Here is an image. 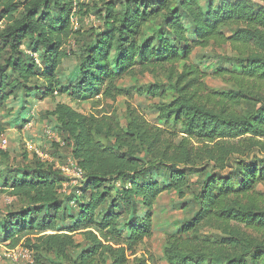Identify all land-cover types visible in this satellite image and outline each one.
Here are the masks:
<instances>
[{
	"label": "trees",
	"instance_id": "1",
	"mask_svg": "<svg viewBox=\"0 0 264 264\" xmlns=\"http://www.w3.org/2000/svg\"><path fill=\"white\" fill-rule=\"evenodd\" d=\"M89 15L97 26L73 30L72 17ZM0 22V102L11 93L7 89L38 77L45 97L66 94L72 102H90L92 109L128 95L117 82L135 76L154 79L147 95L157 99L153 122L130 106L123 121L110 111L84 115L65 104L48 112L63 136L62 150H70L83 172L80 194L89 193L88 200L63 228L55 218L36 224L27 214L8 215V249L26 248L31 264H151L144 243L152 233L155 202L163 193L183 200L196 188L191 220L179 229L165 226L163 262L264 264V5L252 0H0ZM74 35L80 36L82 52L73 84L66 86L57 70ZM26 42L41 64L23 58ZM224 47L230 55L223 54L215 67L203 71L190 61L195 49ZM207 77L222 86L211 88ZM4 132L0 120V135ZM152 171L161 182L149 179ZM191 175L199 179L194 188ZM56 181L22 178L6 188L11 197L58 210L62 179ZM117 183L126 192L107 203ZM69 197L73 204L78 198ZM76 234L85 246L73 257L71 251L79 248Z\"/></svg>",
	"mask_w": 264,
	"mask_h": 264
},
{
	"label": "rangeland",
	"instance_id": "2",
	"mask_svg": "<svg viewBox=\"0 0 264 264\" xmlns=\"http://www.w3.org/2000/svg\"><path fill=\"white\" fill-rule=\"evenodd\" d=\"M92 1L83 0L85 3ZM252 1L264 5V0ZM72 24L73 30L83 32L91 27L94 28L98 25V22L94 16L89 15L83 18L72 17ZM3 26L4 24L0 22V29ZM78 38H80L78 35L72 36L63 47L66 56L57 70V77L62 85L70 86L73 84V76L77 72L82 52V41L79 42ZM28 46L29 43L26 42L20 49L23 53V58H30L34 62L36 60L37 64H41L39 54L31 52ZM223 54L230 55L227 47L219 51L195 49L190 56V61L193 64H198L205 71L204 67L217 66ZM0 64H2L1 61ZM40 70H42V67ZM40 70H37V73H40ZM9 80L12 81L13 78L9 77ZM154 82V79L150 76H135L133 78L122 79L117 82V85L124 88L128 92V95L117 98L115 102L109 101L96 105L94 109H92L90 102H72L66 94H54L52 98L45 97V84L40 77L32 79L26 85L17 87L13 91L10 89L5 91V93H11L5 101L0 102V120L5 127V132L0 135V152L5 154V157L0 156V264H27L22 262L14 263L3 257L5 250L8 249V242L5 240V226H8V215L15 213L27 214V221H33L36 224H42L55 218L58 225H62L61 228H63L71 225V222L75 220L81 210V204L88 200L89 193H84L77 195L78 198L73 199L74 204L69 203L68 198H71L69 196L72 193L75 195V187L69 186L66 188L65 193L60 192L59 198L61 204L57 205L58 210H56L54 206H36L28 203L23 198L11 197L6 188L7 185L13 184L15 180L22 178L32 181L44 178L49 181L55 180V182H57V179L60 181L62 179L61 184L65 183V179L55 171L54 167L48 169L46 166H42L26 148V143L31 141L35 146L50 154L61 164L65 163L66 159L70 157L69 149H58L41 136L44 126H47V128L56 134L59 133L55 119L48 112L57 104H65L84 115H88L91 112L96 114L102 111H110L119 120L123 121L125 108L126 106H130L147 121L153 122L155 117L152 105L157 102V99H150L147 92ZM159 82L161 83V90H164L165 81L162 77H159ZM206 83L211 88H220L222 86L220 81L209 77L206 78ZM138 89H140L143 95L138 94ZM28 124H31V127H28ZM173 130L177 132L179 129L175 127ZM58 135L61 138L63 137L60 133ZM3 139L7 141L5 149L1 148V141ZM150 178L151 180L162 181V179L155 177L154 171H152ZM198 180V177L193 175L188 177L192 188L195 187L194 183L198 182ZM146 181L142 180V182ZM196 191L195 188L193 195L186 193V198L183 200H179L172 193H163L155 202L152 208V220L154 221L152 233L144 243L147 249V258L151 259V264H165L161 254L165 233L167 232L165 226L172 225V227L179 229L185 222L191 220L197 210L195 201L191 199L195 196ZM125 192V187L122 184H115L107 195V203H111L115 198L118 200L117 197L124 195ZM140 213L142 215L144 211ZM119 226L123 230L126 227L122 222L119 223ZM74 240L79 244V248L71 251L73 257L85 246L84 239L80 234H76ZM142 249L144 250V247L139 250Z\"/></svg>",
	"mask_w": 264,
	"mask_h": 264
},
{
	"label": "built area",
	"instance_id": "3",
	"mask_svg": "<svg viewBox=\"0 0 264 264\" xmlns=\"http://www.w3.org/2000/svg\"><path fill=\"white\" fill-rule=\"evenodd\" d=\"M36 61V60H35ZM28 127H31V124H28ZM26 129V128H25ZM28 130V129H26ZM42 138L51 142V144L57 146L58 149L64 148V143L61 141L58 134L51 131V129L44 126L41 131ZM7 141L3 139L1 141V148L5 149ZM27 151L32 153L34 157L37 158L41 163L49 164L58 170L61 176L65 179V183L61 184V193H65V190L69 186H74L75 195L80 194V188L84 182V176L82 170L77 166L74 160L68 157L65 163L61 164L59 161L55 160L50 154H47L39 147L35 146L31 141L26 143ZM3 257L11 262L18 263H32L31 253L24 247L18 246L14 249L5 250Z\"/></svg>",
	"mask_w": 264,
	"mask_h": 264
}]
</instances>
